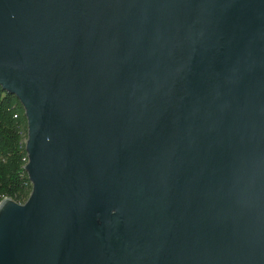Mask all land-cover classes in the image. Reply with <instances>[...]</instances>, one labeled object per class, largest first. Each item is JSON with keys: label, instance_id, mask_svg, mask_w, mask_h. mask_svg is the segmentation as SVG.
Returning a JSON list of instances; mask_svg holds the SVG:
<instances>
[{"label": "water", "instance_id": "water-1", "mask_svg": "<svg viewBox=\"0 0 264 264\" xmlns=\"http://www.w3.org/2000/svg\"><path fill=\"white\" fill-rule=\"evenodd\" d=\"M0 88V264H264V0H0Z\"/></svg>", "mask_w": 264, "mask_h": 264}, {"label": "trees", "instance_id": "trees-1", "mask_svg": "<svg viewBox=\"0 0 264 264\" xmlns=\"http://www.w3.org/2000/svg\"><path fill=\"white\" fill-rule=\"evenodd\" d=\"M27 122L19 101L0 88V202L6 198L23 204L31 184L23 168L27 163Z\"/></svg>", "mask_w": 264, "mask_h": 264}]
</instances>
